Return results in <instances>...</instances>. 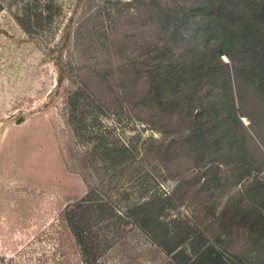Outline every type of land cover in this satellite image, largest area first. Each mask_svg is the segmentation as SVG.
Instances as JSON below:
<instances>
[{"label":"rangeland","instance_id":"374dc122","mask_svg":"<svg viewBox=\"0 0 264 264\" xmlns=\"http://www.w3.org/2000/svg\"><path fill=\"white\" fill-rule=\"evenodd\" d=\"M214 1L0 0V264H264V95L258 75L236 82L252 53L216 57L198 31ZM253 1L233 0L236 23ZM201 53L213 84L188 68ZM224 65L238 122L202 144ZM89 198L120 217L94 224L106 249L66 221Z\"/></svg>","mask_w":264,"mask_h":264},{"label":"trees","instance_id":"16d2710c","mask_svg":"<svg viewBox=\"0 0 264 264\" xmlns=\"http://www.w3.org/2000/svg\"><path fill=\"white\" fill-rule=\"evenodd\" d=\"M221 2V0H215L213 2L209 8L211 18H209V21L204 23L198 31L202 33L211 31L214 32L215 35L219 36L221 44L219 47L214 49V51H217L216 57L226 55L233 60H241V57L246 52L252 53L255 57L253 61H251L250 64L246 63L241 66V68L235 65L234 75L237 83L239 82V71L244 74L247 73L249 77L258 75L259 77L257 83L259 86H257L259 90L263 91L264 95V6L258 1H253L251 2L252 4H248L247 6L250 12L249 17H247V20L244 21L243 25H241L239 22L236 23L234 13L231 12V9L235 5L233 0H226V2L230 4V7L226 8ZM51 9L52 7L48 3L42 11L27 15L28 23L32 22L34 24H40L43 21L50 19L52 17ZM220 48H224V51ZM200 55L201 58L193 61L188 68L193 71H197L200 69V63L202 64L201 68L209 66L208 71L214 76L210 80V83L213 84L215 79L217 80L218 76L216 66L212 65V63H210L211 61H208V64L205 65V60L208 56L205 53H201ZM217 65H221V61L218 62ZM188 68H186L185 65L175 68L173 74L168 73L167 75V78L170 80L168 81L166 79L165 82H168L171 85L179 83L175 74H182V72H185ZM223 68L226 69V72L223 73V76L225 77V92L223 95L216 96L214 101L206 103L210 106V108L214 107V111H217L211 115L212 120L209 123V125H215L213 127H209L207 131H205V127L201 124L195 125L194 127V135L199 139L204 140L202 144H205V140L207 139H209V141H216L217 137H219V133L222 132V129H220V122H228L230 120L238 122L236 115V92L234 91L233 84L230 80V70H228V66L226 65H224ZM233 137H235V135H233ZM107 150L108 149H104V151ZM105 154L107 155V153ZM144 205L150 204L145 203ZM144 205H137L135 209H141L142 207H145ZM148 214L151 225L149 233L155 235V227L160 224L159 214L156 211H150ZM65 218L76 239L84 240L86 238L85 241L87 243L99 250L102 247L105 249L107 248V240L99 239L98 235H94V224L100 221L107 222L108 220L120 217L114 212V208L111 203L100 198H89L69 207L65 212Z\"/></svg>","mask_w":264,"mask_h":264}]
</instances>
